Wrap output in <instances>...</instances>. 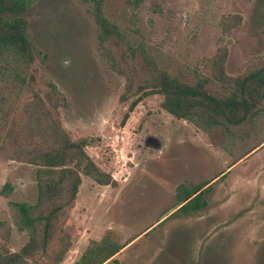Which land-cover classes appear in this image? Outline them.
<instances>
[{
  "label": "rangeland",
  "instance_id": "rangeland-1",
  "mask_svg": "<svg viewBox=\"0 0 264 264\" xmlns=\"http://www.w3.org/2000/svg\"><path fill=\"white\" fill-rule=\"evenodd\" d=\"M104 11L159 67L188 82L210 79L212 90L223 88L213 59L227 78L264 64V0H105ZM25 17L38 54L33 89L49 104L55 85L62 127L72 139L88 137L87 154L117 182L99 185L82 175L73 206L34 264H93L104 244L120 249L102 264H264V105L234 132H206L165 111L162 95L148 94L121 124L149 77L142 54L131 57L111 37L105 55L82 0H34ZM5 95L22 142L43 140L24 110L31 91ZM7 124L0 127V243L15 252L28 233L11 202L35 204L37 187L33 165L2 146ZM5 183L11 188L2 192ZM190 188L201 192V204L180 209Z\"/></svg>",
  "mask_w": 264,
  "mask_h": 264
},
{
  "label": "trees",
  "instance_id": "trees-1",
  "mask_svg": "<svg viewBox=\"0 0 264 264\" xmlns=\"http://www.w3.org/2000/svg\"><path fill=\"white\" fill-rule=\"evenodd\" d=\"M34 0H0V111L3 113L0 127L6 123V132L2 146L6 147L12 158L32 164L37 187L35 204L11 202L17 216V225L28 233L27 242L15 252H10L0 243V264H34L33 257L40 250L45 251L59 216L73 206L74 199L81 184V176H88L99 185L115 186L112 175L101 169L87 154L85 147L88 137L72 139L62 127L57 116L60 92L50 84L45 98L33 89L35 81L34 65L38 57L32 42L28 38V22L25 12ZM135 4L143 0H134ZM88 4L90 14L98 26V41L105 55L111 57L105 42L115 37L123 43L132 57L139 51L149 69V77L140 87L142 93L134 97L124 113L121 124L138 102L148 94L163 96L161 107L179 119H186L206 132L221 128L227 133L234 132L248 123H252L264 105V64L242 76L227 78L215 63L217 75L215 80L223 84L222 90H212L206 85L210 79L185 81L180 75L170 74L154 62L147 50L139 41L131 40L120 26L109 19L104 11L105 0H82ZM220 57L223 54L218 55ZM122 72V71H121ZM225 77L224 85L223 79ZM131 78L127 79V88L131 87ZM29 89L31 98L24 104V110L40 124L44 139L25 144L17 135L15 121H8L11 106L6 105V91L18 97ZM129 95H121V101L129 100ZM203 184L205 186L208 184ZM5 183L1 191L10 189ZM196 189H185L181 202L189 199L180 209L199 208L201 192ZM4 223L0 222V226ZM105 254L93 264H102L111 258L119 247H104Z\"/></svg>",
  "mask_w": 264,
  "mask_h": 264
},
{
  "label": "flooded vegetation",
  "instance_id": "flooded-vegetation-1",
  "mask_svg": "<svg viewBox=\"0 0 264 264\" xmlns=\"http://www.w3.org/2000/svg\"><path fill=\"white\" fill-rule=\"evenodd\" d=\"M198 193H199V192H198ZM194 195H196V193H195Z\"/></svg>",
  "mask_w": 264,
  "mask_h": 264
},
{
  "label": "water",
  "instance_id": "water-1",
  "mask_svg": "<svg viewBox=\"0 0 264 264\" xmlns=\"http://www.w3.org/2000/svg\"><path fill=\"white\" fill-rule=\"evenodd\" d=\"M157 145V144H156Z\"/></svg>",
  "mask_w": 264,
  "mask_h": 264
}]
</instances>
